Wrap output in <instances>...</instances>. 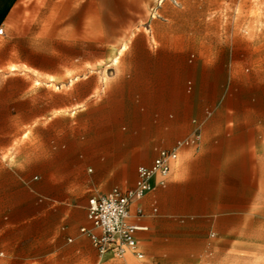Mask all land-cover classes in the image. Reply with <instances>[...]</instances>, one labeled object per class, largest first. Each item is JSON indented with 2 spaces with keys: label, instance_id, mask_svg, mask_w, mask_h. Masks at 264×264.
<instances>
[{
  "label": "crops",
  "instance_id": "obj_1",
  "mask_svg": "<svg viewBox=\"0 0 264 264\" xmlns=\"http://www.w3.org/2000/svg\"><path fill=\"white\" fill-rule=\"evenodd\" d=\"M121 61L99 97L87 79L63 91L51 89L55 79L34 86L35 76L0 74L5 233L23 237L38 226L39 240L69 237L74 256L97 252L103 264L113 254L101 255L81 234L91 226L89 200L133 188L140 166L197 134L166 184L155 175L152 192L131 208V222L147 228L137 234L144 259V241L166 237L172 224L189 237L263 226L264 68L242 74L224 58L192 56L188 45H156L148 30L133 36Z\"/></svg>",
  "mask_w": 264,
  "mask_h": 264
},
{
  "label": "rangeland",
  "instance_id": "obj_2",
  "mask_svg": "<svg viewBox=\"0 0 264 264\" xmlns=\"http://www.w3.org/2000/svg\"><path fill=\"white\" fill-rule=\"evenodd\" d=\"M0 1V74L35 76L34 86L55 79L51 89L65 91L87 79L99 97L100 83L118 71L140 30H148L156 45L185 44L192 56L224 58L242 74L264 68V0ZM5 231L0 227V264L101 261L97 252L74 256L69 237L39 240L38 226L23 237ZM214 233L189 237L172 224L166 237L144 241V260L130 258L129 264H264V225L251 231L240 224L224 237ZM103 258V264H122L113 255Z\"/></svg>",
  "mask_w": 264,
  "mask_h": 264
},
{
  "label": "built area",
  "instance_id": "obj_3",
  "mask_svg": "<svg viewBox=\"0 0 264 264\" xmlns=\"http://www.w3.org/2000/svg\"><path fill=\"white\" fill-rule=\"evenodd\" d=\"M3 35L4 29L0 28V36ZM200 139L201 136L197 134L178 141L170 150H161L151 166L138 168V177L133 188H114L108 194L94 196L89 200L88 221L91 226L82 228L81 234L90 239L101 255L111 253L122 259L123 264H129L126 261L129 255L139 260L144 259V254L139 250L137 234L147 228L131 222V208L152 192V179L155 175H160V185L164 186L180 151L196 145ZM136 215H145L141 207L136 209Z\"/></svg>",
  "mask_w": 264,
  "mask_h": 264
},
{
  "label": "bare ground",
  "instance_id": "obj_4",
  "mask_svg": "<svg viewBox=\"0 0 264 264\" xmlns=\"http://www.w3.org/2000/svg\"><path fill=\"white\" fill-rule=\"evenodd\" d=\"M108 254V253H107Z\"/></svg>",
  "mask_w": 264,
  "mask_h": 264
}]
</instances>
